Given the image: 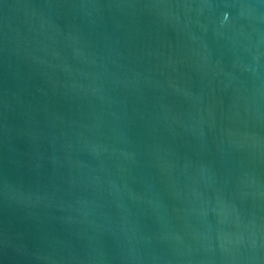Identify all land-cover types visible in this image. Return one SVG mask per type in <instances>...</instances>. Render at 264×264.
<instances>
[{"label":"water","instance_id":"95a60500","mask_svg":"<svg viewBox=\"0 0 264 264\" xmlns=\"http://www.w3.org/2000/svg\"><path fill=\"white\" fill-rule=\"evenodd\" d=\"M0 264H264V0H0Z\"/></svg>","mask_w":264,"mask_h":264}]
</instances>
